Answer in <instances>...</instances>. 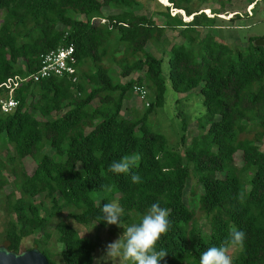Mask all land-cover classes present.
<instances>
[{
  "label": "trees",
  "instance_id": "obj_1",
  "mask_svg": "<svg viewBox=\"0 0 264 264\" xmlns=\"http://www.w3.org/2000/svg\"><path fill=\"white\" fill-rule=\"evenodd\" d=\"M166 1L171 6H161L157 14L137 15L132 11L137 0H0V85L34 75L42 57L58 48L72 46L76 59L75 82L72 77L28 80L14 92L16 108L0 111L6 219L1 244L9 251L21 252L30 240L56 264L49 250L53 230L62 264H93L95 242L66 222L54 224L56 218L105 229L102 205L115 201L129 226L158 203L170 210L172 224L157 243V249L168 251L160 264H199L200 254L219 246L232 226L246 234L233 264H264V47L253 46L256 37L246 48L216 42L210 32L216 18L199 13V7L220 0ZM170 9L192 20L185 23ZM203 28L208 31L201 39ZM168 30L188 44L172 43L163 51L165 78L164 59L147 48L161 43ZM140 72L142 81L120 83L119 78ZM166 81L177 94L202 95L205 113L196 118L198 134L187 146L189 121L180 117L181 135L170 148L150 119L164 106ZM136 85L152 93L143 113L126 96ZM182 101L187 99L177 103ZM134 152L141 159L131 172L141 183L133 184L131 173L108 172L112 161ZM195 179L189 194L200 191L198 212L208 224L206 234L186 202L187 186ZM101 185L112 190L105 193ZM93 193L101 194L99 200Z\"/></svg>",
  "mask_w": 264,
  "mask_h": 264
},
{
  "label": "rangeland",
  "instance_id": "obj_2",
  "mask_svg": "<svg viewBox=\"0 0 264 264\" xmlns=\"http://www.w3.org/2000/svg\"><path fill=\"white\" fill-rule=\"evenodd\" d=\"M223 4L221 7L220 2H210L201 5L199 9L207 18H216L213 27L210 30L211 35L214 37L216 42L227 45L230 48H246L250 38H261L264 40V0L258 1L253 0L254 4L249 5L248 0H220ZM160 5V6H159ZM171 6L166 0H137V4L133 7L132 11L137 15H153L157 14L162 7ZM162 10V9H161ZM211 10H218L219 15H213ZM105 14H110L109 10H105ZM172 16H180L181 20L188 23L192 18H185L184 13H178L177 10H169ZM4 14L0 12V22L2 21ZM155 21L159 25H163L162 20ZM208 30L206 28L200 29V38L202 39ZM164 40L159 44H154L148 46V51H150L155 57L163 58L164 63L162 65V75L167 78V64L165 57L163 56V51L167 50L170 44H188L187 40L180 37L177 33L172 31H166ZM198 48V45H194V49ZM197 52V51H196ZM143 73H137L130 78H119L121 84H125L129 79L142 81ZM117 76V75H116ZM115 76V77H116ZM117 78V77H116ZM127 99L134 108H136L140 113H143L146 109V103L138 100V97L132 92L128 91ZM152 93L147 91V100L151 99ZM186 98L187 101H182L180 104L177 103L178 100ZM96 102H94V105ZM180 110L184 115L180 116L176 112ZM205 113L202 106V95L197 91L193 90L188 94L182 95L177 94L172 91L170 84L166 81V93H165V103L162 109L157 111V114L151 115L150 119L154 122L155 128L160 133L164 134L169 141V147L174 148L181 135V119H186L188 122V129L186 132V146L190 143L191 139L198 134L196 130V118H200ZM123 114V113H122ZM261 149H264V143L260 145ZM181 152H183L181 150ZM242 164L240 163V166ZM25 166L29 170L33 168V165L28 161L25 162ZM196 183V179L190 181L186 190V202L189 207H191L196 213L197 225L201 228L203 234H206L209 230L206 219L198 212V199L197 195L199 190L196 191V196L189 194L191 187ZM8 191V189H6ZM99 193H93L92 198L96 201L99 200ZM4 200L0 195V245L2 241V236L5 228V208ZM58 221H63L70 224L79 236L82 238L91 239L96 244V250L93 255V264H124L122 259L110 257L107 255L106 245L120 235H122L123 230L127 225L122 220V215L120 217L119 225H108L105 229H100L97 225L91 224L88 226L77 225L74 222L65 219L62 215L60 219L56 218L53 222L54 224ZM95 226V227H94ZM52 237L49 242V250L52 254V258L56 264H62L59 257V253L62 251V247L57 244L54 238V232L51 231ZM32 249L31 241H25L22 245V251ZM229 254L234 258L237 254V248H230Z\"/></svg>",
  "mask_w": 264,
  "mask_h": 264
},
{
  "label": "clouds",
  "instance_id": "obj_3",
  "mask_svg": "<svg viewBox=\"0 0 264 264\" xmlns=\"http://www.w3.org/2000/svg\"><path fill=\"white\" fill-rule=\"evenodd\" d=\"M140 159L139 153L126 154L119 160L112 161L108 166V172L131 173V182L139 184L142 182L140 175L131 170L138 166ZM101 189L105 193L112 190L110 185H101ZM237 199L242 202L244 194L238 193ZM101 213V221L105 224L119 225L123 208L115 201L104 203ZM169 215L168 208L152 203L146 212L139 216L137 222L127 226L122 235L106 245L107 255L122 259L124 264H160L168 251L165 248L157 249V243L161 236L167 234L172 227ZM245 238L244 231L232 226L219 246H211L200 254L199 264H233L229 249L238 248L243 251Z\"/></svg>",
  "mask_w": 264,
  "mask_h": 264
},
{
  "label": "built area",
  "instance_id": "obj_4",
  "mask_svg": "<svg viewBox=\"0 0 264 264\" xmlns=\"http://www.w3.org/2000/svg\"><path fill=\"white\" fill-rule=\"evenodd\" d=\"M100 22L101 24L106 23L105 20ZM75 64L76 59L74 56V48L72 46L50 51L42 57L39 70L34 75L28 78L14 76L0 85V89L4 92V95L0 96V111L3 114H8L16 108L17 102L13 98L14 92L21 86V84L26 83L28 80L37 83L50 77H72V81L75 82ZM132 92L141 102L146 101L147 92L143 87L136 85L132 88Z\"/></svg>",
  "mask_w": 264,
  "mask_h": 264
},
{
  "label": "water",
  "instance_id": "obj_5",
  "mask_svg": "<svg viewBox=\"0 0 264 264\" xmlns=\"http://www.w3.org/2000/svg\"><path fill=\"white\" fill-rule=\"evenodd\" d=\"M253 46L256 48H263L264 40L261 38L254 40ZM0 264H49V262L36 248L16 253L0 245Z\"/></svg>",
  "mask_w": 264,
  "mask_h": 264
}]
</instances>
